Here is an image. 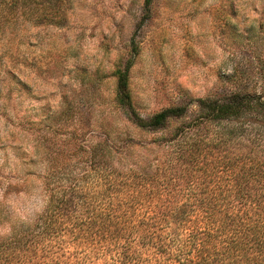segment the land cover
<instances>
[{
	"label": "rangeland",
	"instance_id": "obj_1",
	"mask_svg": "<svg viewBox=\"0 0 264 264\" xmlns=\"http://www.w3.org/2000/svg\"><path fill=\"white\" fill-rule=\"evenodd\" d=\"M144 1L52 0L37 7L46 22L17 17L0 30V238L40 213L47 167L79 162L78 148L104 140L119 150L128 139L164 154L157 145L178 122L132 126L116 71L127 66L138 115L175 105L191 113L194 100L230 89L234 66L264 55V0Z\"/></svg>",
	"mask_w": 264,
	"mask_h": 264
},
{
	"label": "trees",
	"instance_id": "obj_2",
	"mask_svg": "<svg viewBox=\"0 0 264 264\" xmlns=\"http://www.w3.org/2000/svg\"><path fill=\"white\" fill-rule=\"evenodd\" d=\"M51 2L0 0V30L17 17L46 22L37 7ZM247 60L258 65L234 66L230 89L194 100L191 113L175 105L145 117L131 104L127 66L116 71L132 126L178 122L157 145L164 154L103 140L78 148L79 162L49 165L43 208L0 238V264H264V55ZM133 150L142 162L119 161Z\"/></svg>",
	"mask_w": 264,
	"mask_h": 264
}]
</instances>
